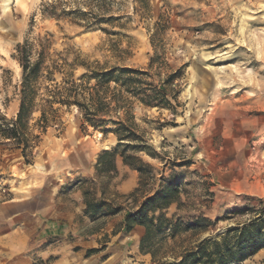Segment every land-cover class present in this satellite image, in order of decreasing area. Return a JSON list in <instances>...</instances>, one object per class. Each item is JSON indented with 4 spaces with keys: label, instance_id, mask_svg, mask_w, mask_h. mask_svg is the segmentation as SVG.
Masks as SVG:
<instances>
[{
    "label": "rangeland",
    "instance_id": "1",
    "mask_svg": "<svg viewBox=\"0 0 264 264\" xmlns=\"http://www.w3.org/2000/svg\"><path fill=\"white\" fill-rule=\"evenodd\" d=\"M95 1L0 0V113L10 118L18 107L21 71L12 54L25 36L32 39L48 32L52 52L79 51L88 61L106 66L146 68L156 53L163 60L151 71L156 80L179 70L174 83L177 102L174 111L134 105L138 130L158 154L140 156L155 167L156 181L163 176L181 185V205L172 204L165 210L167 217L174 215L185 223L199 216L209 220L205 232L182 234L176 245L218 237L260 210L264 217V0H148L147 6L134 0H102L110 10L104 17L116 18L111 24L95 22L94 13L86 20L48 16L52 2L63 13L76 8L90 11ZM112 30L119 33L110 34ZM61 115V125L47 128L41 136L31 163H25L19 150L0 145V216L2 212L10 216L15 204L26 208L49 186L108 187L103 178L93 181L78 171L96 161L100 152L115 148L116 136L82 125L76 108ZM64 175L69 180L62 182ZM121 195L114 194L111 201L125 211L131 202ZM108 240L105 234L99 243ZM52 242L58 243L41 229L19 251L7 255L0 241V264L20 260L52 264L59 258L45 256ZM84 259L85 254L79 256L81 262ZM263 259L262 249L241 264Z\"/></svg>",
    "mask_w": 264,
    "mask_h": 264
},
{
    "label": "trees",
    "instance_id": "2",
    "mask_svg": "<svg viewBox=\"0 0 264 264\" xmlns=\"http://www.w3.org/2000/svg\"><path fill=\"white\" fill-rule=\"evenodd\" d=\"M134 1L142 6L148 4V0ZM48 6L51 9L48 16L55 19L65 15L86 20L90 13L96 14L94 20L98 23L106 21L111 24L116 19L112 15L104 17L110 10L102 0L90 5L91 12L76 8L60 13L56 2ZM117 25L124 28L122 24L110 26ZM109 33L119 32L112 30ZM51 49V34L48 32L32 39L25 36L21 43L16 44L12 58L21 71L16 92L18 107L13 117L0 113V145L19 150L25 163H31L36 153L34 150L47 128L61 125V111L76 108L81 114L82 125L104 134L112 133L117 139L115 148L97 155L94 164L96 175L113 177L117 170V155L124 165L138 172V185L130 193L121 195L131 202V207L123 213L122 224L125 232L136 225L144 228L139 250L149 254L152 263L241 264L264 250L262 210L242 225L227 228L218 237L199 238L189 246L176 245L182 234L205 232L209 220L199 216L185 223L174 215L166 216L165 210L172 204L177 208L181 205V185L163 176L156 181L155 167L141 158L140 154L150 158H157L158 154L146 144L138 130L133 109L137 104L144 109L174 111L178 95L174 83L180 77L179 70L167 73L164 78L158 76L156 80L151 71L160 60L163 61L156 53L149 57L146 68H138L106 66L99 61H88L79 51L64 53L52 52ZM161 64L163 68L168 67L167 63ZM79 68L81 71L76 75ZM83 200L85 211L92 217L100 212L107 216L122 211V207L112 201L106 203L97 199L94 190L85 189ZM95 251L91 249L89 253ZM259 264H264V259Z\"/></svg>",
    "mask_w": 264,
    "mask_h": 264
},
{
    "label": "crops",
    "instance_id": "3",
    "mask_svg": "<svg viewBox=\"0 0 264 264\" xmlns=\"http://www.w3.org/2000/svg\"><path fill=\"white\" fill-rule=\"evenodd\" d=\"M94 164L95 160L92 159L86 166L81 165L82 170L78 173L92 177L93 181H95L94 177H97L108 182V187L104 189L100 186L96 189L90 188L95 191L97 199L110 203L114 194H128L138 185V172L124 165L119 155L115 158L117 170L113 177L97 176ZM62 178V182L69 180L66 175ZM84 190L85 188L76 184L62 189L60 184L49 186L41 191L40 196L33 197L26 208L15 204L16 208L10 216L2 212L0 216L3 230L0 239L2 249L7 255L12 254L15 249L19 251L21 244L26 242L28 237L43 229L46 236L53 235L58 242L54 246V242L49 243L45 251V256L50 254L59 257L52 264H94L100 258H102L100 264L119 262L126 264L128 261L151 263V256L139 250L144 228L136 225L131 231L125 232L122 224L123 210L115 215L104 216L100 212L92 217L85 211ZM105 234L110 240L99 243L101 236ZM43 238L44 236L40 240L42 241ZM36 242L37 240L34 246ZM91 249L96 251L86 255V251ZM84 254L87 259L81 262L79 256L82 257ZM11 259L15 260L13 256ZM16 264H28V262L20 260Z\"/></svg>",
    "mask_w": 264,
    "mask_h": 264
}]
</instances>
